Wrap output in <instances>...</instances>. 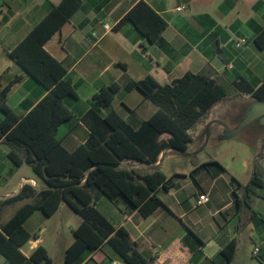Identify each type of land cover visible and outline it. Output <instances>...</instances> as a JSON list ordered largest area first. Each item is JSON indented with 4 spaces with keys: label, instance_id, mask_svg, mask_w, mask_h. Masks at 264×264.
<instances>
[{
    "label": "crops",
    "instance_id": "obj_1",
    "mask_svg": "<svg viewBox=\"0 0 264 264\" xmlns=\"http://www.w3.org/2000/svg\"><path fill=\"white\" fill-rule=\"evenodd\" d=\"M60 1L0 0V84L5 87L18 78L6 98V105L18 116L31 111L47 90L9 53ZM137 1L80 0L79 9L44 44L45 51L66 69L76 94L63 99L72 118L58 127L56 136L69 152L84 144L89 131L82 118L93 107V96L117 82L121 87L112 108L133 130L155 116L158 107L153 102L137 89L124 88V74L134 82L152 78L159 85H169L188 72L216 79L225 86L227 96L189 131L191 141L185 152L165 150L153 167L121 164L142 174L156 167L163 173L169 186L157 193L162 206L143 217L120 196L110 200L94 193L95 208L114 228L127 232L149 264H224L221 252L231 243L235 251L230 264H264V128L252 121L226 139L223 127L235 130L259 104L239 93L235 83L243 80L254 89L264 84V44L256 43L264 30V0H141L167 24L154 43L130 23L115 30ZM178 7L184 9L177 12ZM251 127L255 135L241 136ZM9 151L0 141V187L15 170ZM24 185L30 187L29 197L8 202ZM42 189L43 183L33 173L20 176L14 191L1 190L0 226ZM202 194L208 202L198 205ZM14 204L18 205L15 211L5 214ZM53 217L62 219L51 229L48 224ZM81 221L65 203L51 217L34 212L24 229L35 237L26 243L27 251L22 250L26 244L20 248L21 253L28 258L42 246L53 264L49 247L61 241L66 231L70 239L61 242V261L67 264L65 252ZM119 263L123 264L122 259L103 244L69 264ZM0 264L10 263L0 255Z\"/></svg>",
    "mask_w": 264,
    "mask_h": 264
},
{
    "label": "trees",
    "instance_id": "obj_2",
    "mask_svg": "<svg viewBox=\"0 0 264 264\" xmlns=\"http://www.w3.org/2000/svg\"><path fill=\"white\" fill-rule=\"evenodd\" d=\"M80 4V0H61L9 53L47 90L46 96L25 116H18L6 105L10 87L18 78L5 87L0 84V141L9 147L7 157L14 167L29 166L44 185L31 203L24 204L0 226V255L10 264H51L42 246L28 258L21 253L20 248L35 237L24 229V223L36 211L46 217L53 216L62 203L82 220L73 231L74 242L65 252L67 264L84 251L96 250L103 244H107L123 264H149L138 253L127 232L114 228L99 213L93 194L110 200L120 196L143 217L150 215L162 206L157 193L168 189V180L157 167L142 174L121 164L136 162L153 167L165 150L185 152L191 141L189 131L227 96L225 86L201 73H185L169 85H159L152 78L134 82L124 74V88L140 91L158 107L157 114L139 130H133L112 108L121 87L119 82L113 83L93 96V107L82 118L89 131L87 141L74 151H67L56 134L58 127L72 118L63 99L75 98L76 94L71 80L66 77V69L45 51L44 44ZM123 23L132 24L150 43L157 41L167 27L164 19L141 0L115 30ZM256 43L264 44V30ZM235 88L264 102V84L254 89L239 80ZM165 135L168 137L164 138ZM28 190L30 187L24 185L8 202L26 200ZM234 251V243L222 250L224 264L231 263Z\"/></svg>",
    "mask_w": 264,
    "mask_h": 264
},
{
    "label": "rangeland",
    "instance_id": "obj_3",
    "mask_svg": "<svg viewBox=\"0 0 264 264\" xmlns=\"http://www.w3.org/2000/svg\"><path fill=\"white\" fill-rule=\"evenodd\" d=\"M193 10L195 11V8ZM252 126L255 127V125H252ZM254 127L250 128V130H252V131H249V128L244 130V131H242L241 136L242 135H247V136L250 135V137H251V136L255 135L256 129L254 130ZM190 132H192V130H190ZM258 135L259 136L262 135L260 130L258 131ZM234 140H236V139H233V142H234ZM262 141L264 142L263 136H262ZM14 169L15 170H14L13 175L11 176V178H7V181L4 182L3 185L0 187V191L1 190L10 191V192L14 191V189L16 187V183H17V181H18L20 176L30 177L33 174L32 171H31V168L29 166L25 165V164L22 165L20 167V169H17V167H14ZM17 207H18L17 204L12 205L11 207H9L7 209V212L5 214L9 215V214L13 213ZM66 210L70 212L69 209H66ZM60 219H62V217H53L52 219L49 220L48 226L51 229H53L54 226L58 223V221ZM65 239L66 240L70 239V235L66 231H64V237H63V239H61V241L53 242L51 244V246L49 247V255L52 258L53 264H62V261H61V259H62V254H61L62 243L61 242H63ZM27 249H28V245L26 244L22 248V250L25 252V251H27Z\"/></svg>",
    "mask_w": 264,
    "mask_h": 264
},
{
    "label": "water",
    "instance_id": "obj_4",
    "mask_svg": "<svg viewBox=\"0 0 264 264\" xmlns=\"http://www.w3.org/2000/svg\"><path fill=\"white\" fill-rule=\"evenodd\" d=\"M252 121L260 122L262 127L264 128V102L259 101L256 111L246 116L235 130L232 131L227 129L225 126H223L224 138L228 139L236 136L241 129H243L246 125H248Z\"/></svg>",
    "mask_w": 264,
    "mask_h": 264
},
{
    "label": "built area",
    "instance_id": "obj_5",
    "mask_svg": "<svg viewBox=\"0 0 264 264\" xmlns=\"http://www.w3.org/2000/svg\"><path fill=\"white\" fill-rule=\"evenodd\" d=\"M183 9H184V7H178V8H176V11H177V12H180V11H182ZM104 29L107 30L108 27L105 25V26H104ZM242 43H243V41H241V42L235 44V47H236V48H239V47L242 45ZM207 202H208V197H207L206 194H202V195H200V196L198 197V201H197V204H198V205H202V204H205V203H207ZM258 251H259V250L256 248V249L254 250V252H253V255H254V256H257ZM119 264H120V263H119Z\"/></svg>",
    "mask_w": 264,
    "mask_h": 264
}]
</instances>
